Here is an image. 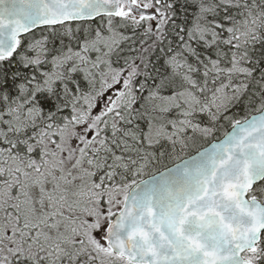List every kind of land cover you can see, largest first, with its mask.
Wrapping results in <instances>:
<instances>
[{
    "label": "snow or ice",
    "instance_id": "6c2138e0",
    "mask_svg": "<svg viewBox=\"0 0 264 264\" xmlns=\"http://www.w3.org/2000/svg\"><path fill=\"white\" fill-rule=\"evenodd\" d=\"M0 264H264V0H0Z\"/></svg>",
    "mask_w": 264,
    "mask_h": 264
}]
</instances>
